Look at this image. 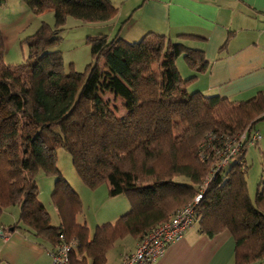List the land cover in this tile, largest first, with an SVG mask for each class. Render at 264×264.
Returning a JSON list of instances; mask_svg holds the SVG:
<instances>
[{
  "label": "trees",
  "instance_id": "1",
  "mask_svg": "<svg viewBox=\"0 0 264 264\" xmlns=\"http://www.w3.org/2000/svg\"><path fill=\"white\" fill-rule=\"evenodd\" d=\"M22 1L36 14L52 9L56 24L42 22L26 36L27 58L15 65L3 60L0 30V230L3 211L18 205L19 224L11 228L27 231L50 252L60 242H72L70 264H105L117 239L148 233L204 186L194 205L198 231L229 232L234 264L264 262V178L251 199L245 147L205 184L222 136L251 132L264 118V90L239 101L188 92L196 74L183 79L175 59L182 54L201 72L207 63L203 51L156 32L131 42L118 34L88 37L92 60L81 72L65 71L60 51L52 49L60 40L58 25L67 15L107 21L117 8L110 0ZM104 89L125 99L124 117L117 118L102 99ZM57 148L69 153L84 186L106 183L110 197L127 199L128 210L96 225L90 237L87 225L75 219L81 201L56 167ZM260 163L264 168V152ZM40 170L56 177L51 201L57 226L38 198Z\"/></svg>",
  "mask_w": 264,
  "mask_h": 264
},
{
  "label": "crops",
  "instance_id": "2",
  "mask_svg": "<svg viewBox=\"0 0 264 264\" xmlns=\"http://www.w3.org/2000/svg\"><path fill=\"white\" fill-rule=\"evenodd\" d=\"M110 1L117 10L106 22L110 26L107 36L117 31L116 34L131 42L147 32H156L203 51L206 66L187 87L233 101L248 99L264 90V0ZM177 63L185 75L195 74V68L183 60ZM255 131L261 136L256 144L264 141L261 133ZM259 149L264 152V145ZM244 156L245 150L242 157L245 162ZM11 227L5 229L9 236L0 245L1 264L4 260L17 264L18 259L23 260L20 255L24 250L34 259L46 255L51 260L49 249L37 243L30 233L29 239L25 230ZM138 238L127 235L117 239L106 251L105 264H119L126 253L134 250ZM233 250L234 240L229 232L209 236L200 233L198 225H191L180 239L166 247L160 258L149 264H234Z\"/></svg>",
  "mask_w": 264,
  "mask_h": 264
},
{
  "label": "rangeland",
  "instance_id": "3",
  "mask_svg": "<svg viewBox=\"0 0 264 264\" xmlns=\"http://www.w3.org/2000/svg\"><path fill=\"white\" fill-rule=\"evenodd\" d=\"M107 21H89L72 15H67L64 22L58 25L62 28L59 31L60 40L54 47H52V49L60 51L65 71H68L70 68L78 72L84 70L86 64L92 60L87 38L95 37L98 34L108 35L107 32L110 29V26L106 23ZM42 22L46 23L51 28L55 27L56 20L52 9H47L39 14H36L33 13L22 0H4V2H0V30L5 43L3 60L6 64L15 65L26 60L27 47L24 39L26 36L32 34L42 24ZM116 30H118V27ZM116 32L111 37L115 36ZM118 36L121 37L120 34ZM179 59L183 60V62L187 65V62L181 54L175 59L176 67L179 65L177 63ZM98 65L102 67L103 60H100ZM177 69L183 79L192 76V72L185 75L183 70L181 71V66H179V68L177 67ZM186 90L191 92L194 88L186 86ZM99 93L109 108L113 110L117 118L124 117L127 114L128 108L125 103L126 101L122 96L116 95L106 89L101 90ZM262 126H264V120L256 122L255 129L252 131L257 130L261 133L262 137H264V134H262V132H264V130H262ZM179 132L180 131L176 129L175 135L178 136ZM256 142L257 141H253V143L244 144V147L247 145L245 149L244 165L247 166V189L251 199L254 198L258 181L261 178H264V168H262L260 163L261 152L259 149V147L262 148V145H264L262 144L264 141H260L257 144ZM236 157L237 156H234L232 160L236 159ZM55 164L61 172L62 177L66 179L72 189L78 194L81 201V209L76 214V221L85 223L89 230L92 231L91 234L93 233L96 225H100L105 222H113L128 210L126 197L121 194L110 197L107 194L106 183H102L93 189L84 186L79 179L72 165L71 157L66 150L62 148H57L55 150ZM35 179L38 186V198L45 206L46 212L49 215L50 224L57 226L59 224V216L51 201V192L53 191L56 177L52 175H45L40 170L35 175ZM18 207V205L9 206L3 211L1 216V222L4 225L3 230L8 228V226L13 224V222H19V212L17 213ZM192 225L196 226L197 221L195 220ZM25 236L30 239L27 231L25 232ZM2 240L3 238L0 236V245L3 244ZM35 240L37 243L40 242V239ZM24 251L25 252L20 255L23 260L20 259L21 261H19L18 259L17 264H51V260L46 255L34 259L27 250ZM33 259V262L26 261H31ZM3 264L14 263L12 261L8 262L4 260Z\"/></svg>",
  "mask_w": 264,
  "mask_h": 264
},
{
  "label": "built area",
  "instance_id": "4",
  "mask_svg": "<svg viewBox=\"0 0 264 264\" xmlns=\"http://www.w3.org/2000/svg\"><path fill=\"white\" fill-rule=\"evenodd\" d=\"M214 136H209V139ZM256 131H239L237 133L224 134L221 138V146L216 149L217 161L211 169L210 175L205 182L208 183L212 175L221 168L226 167L234 156H238L245 143H253L260 139ZM204 186L192 202L177 209L169 220L158 224L148 233L140 236L133 251L126 253L119 264H149L160 258L166 247L182 237L183 232L195 221L194 205L202 196ZM0 236L7 239L8 231L0 230ZM73 243L60 242L49 254L51 264H70L69 253Z\"/></svg>",
  "mask_w": 264,
  "mask_h": 264
}]
</instances>
